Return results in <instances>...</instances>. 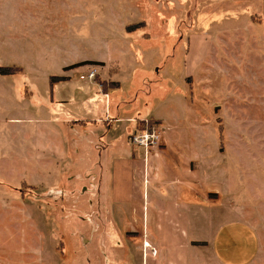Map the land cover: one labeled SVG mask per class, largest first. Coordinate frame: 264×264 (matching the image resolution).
I'll return each mask as SVG.
<instances>
[{"label": "rangeland", "instance_id": "1", "mask_svg": "<svg viewBox=\"0 0 264 264\" xmlns=\"http://www.w3.org/2000/svg\"><path fill=\"white\" fill-rule=\"evenodd\" d=\"M0 67L20 69L6 76L22 94L11 100L0 80V204L21 210L0 212L7 264H34L24 254L35 245L37 264H123L115 227L97 221L117 98L131 147L135 115L159 108L264 243V0H0ZM54 75L67 80L52 86ZM3 105L22 124L6 122Z\"/></svg>", "mask_w": 264, "mask_h": 264}, {"label": "crops", "instance_id": "2", "mask_svg": "<svg viewBox=\"0 0 264 264\" xmlns=\"http://www.w3.org/2000/svg\"><path fill=\"white\" fill-rule=\"evenodd\" d=\"M14 78L0 76L3 82H10L5 85L10 99L22 104L20 84ZM120 84V93L124 94L126 84ZM60 85L62 83L57 84L55 90ZM101 100L97 97V114L105 115L108 110L100 104ZM117 101L120 98L113 102L115 114L123 120L113 128L120 136L118 139L114 136L113 140L117 154L105 160L110 166L102 177L106 183L97 190V221L106 218L105 223L115 227L119 250L125 247L129 252L127 255L121 252L123 264H264V243L258 226L247 218L238 200L230 199L226 188L219 190L208 186L212 182L202 171L206 157L189 153L192 142L175 139L173 133L169 134L172 132L170 125L164 124L165 119L158 114L159 108L154 110L149 104L135 117L162 121L163 148L146 153L144 149L131 147L125 139L129 126L124 123L127 121L124 116L130 112L124 109L126 100ZM13 108L3 105L1 111L6 122L22 124V114H15L11 111ZM10 206L0 204V212L6 214L13 209L21 212L19 206ZM217 208L224 212L217 213ZM15 221L20 224L17 218ZM105 237L108 241L107 231ZM150 248L157 254L153 255ZM16 251L22 255L20 248ZM4 254L0 253V259L4 257V264H7L6 259L10 257ZM40 254L35 245L30 253L25 251L24 256L33 257L37 264Z\"/></svg>", "mask_w": 264, "mask_h": 264}, {"label": "built area", "instance_id": "3", "mask_svg": "<svg viewBox=\"0 0 264 264\" xmlns=\"http://www.w3.org/2000/svg\"><path fill=\"white\" fill-rule=\"evenodd\" d=\"M143 127L132 137L134 147L144 149L145 151L159 148L162 144V131L157 125V122H152L150 119H144ZM149 248V246H148ZM151 249V248H150ZM152 254L156 255L157 251L152 248Z\"/></svg>", "mask_w": 264, "mask_h": 264}, {"label": "trees", "instance_id": "4", "mask_svg": "<svg viewBox=\"0 0 264 264\" xmlns=\"http://www.w3.org/2000/svg\"><path fill=\"white\" fill-rule=\"evenodd\" d=\"M133 31V30H131ZM16 73H20V69L18 68H6V67H0V74L3 76L6 75H13ZM67 79L65 77L62 76H51L50 77V82L52 84V86H54L57 82H62V81H66ZM52 93L54 94V87L52 90ZM152 122H155L154 120L151 119ZM220 130V129H219Z\"/></svg>", "mask_w": 264, "mask_h": 264}]
</instances>
